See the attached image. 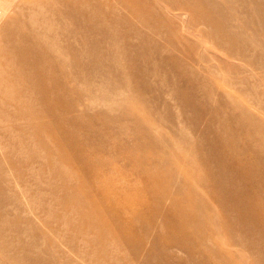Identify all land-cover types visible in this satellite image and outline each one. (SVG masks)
Returning <instances> with one entry per match:
<instances>
[{
    "label": "rangeland",
    "instance_id": "obj_1",
    "mask_svg": "<svg viewBox=\"0 0 264 264\" xmlns=\"http://www.w3.org/2000/svg\"><path fill=\"white\" fill-rule=\"evenodd\" d=\"M254 156L264 0H0V264H264Z\"/></svg>",
    "mask_w": 264,
    "mask_h": 264
},
{
    "label": "bare ground",
    "instance_id": "obj_2",
    "mask_svg": "<svg viewBox=\"0 0 264 264\" xmlns=\"http://www.w3.org/2000/svg\"><path fill=\"white\" fill-rule=\"evenodd\" d=\"M245 160L246 161H243L242 163L239 162V166H240L239 167V170H240L242 176H246V182L244 183V187H245V190L246 191H245L244 194H245V196H246L247 199L249 198L250 200L256 202V203H253V204H256V205L258 204L259 205L260 204V201L258 200L259 199V196L258 195H254L253 189H255V190L257 189V191H258V188H261V187H259L257 185L255 186L254 184L251 185V187L253 188L252 189V194L251 193L248 194V186H249L248 179H249V177H252L255 173L258 174V175H260L262 177V174L264 175V166L263 165H260L257 162L255 163V161L258 160V157L257 156L251 157V159L249 160V162H248V159H245ZM261 177H259V180H260ZM263 178H264V176H263ZM144 179L147 180L148 182L152 183V176L150 174H146V177H144ZM262 181H264V179L261 180L260 183ZM259 185L261 186V184H259ZM262 187L264 188L263 184H262ZM250 203H252V202H250ZM252 208H253V206H252Z\"/></svg>",
    "mask_w": 264,
    "mask_h": 264
}]
</instances>
